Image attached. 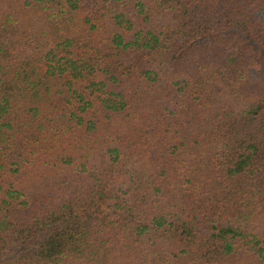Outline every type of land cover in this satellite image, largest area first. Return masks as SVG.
Masks as SVG:
<instances>
[{
    "label": "trees",
    "instance_id": "16d2710c",
    "mask_svg": "<svg viewBox=\"0 0 264 264\" xmlns=\"http://www.w3.org/2000/svg\"><path fill=\"white\" fill-rule=\"evenodd\" d=\"M0 264H264V0H0Z\"/></svg>",
    "mask_w": 264,
    "mask_h": 264
}]
</instances>
